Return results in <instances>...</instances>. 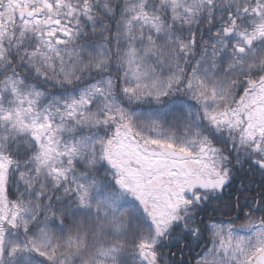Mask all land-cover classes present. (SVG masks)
I'll list each match as a JSON object with an SVG mask.
<instances>
[{
	"label": "snow or ice",
	"instance_id": "6c2138e0",
	"mask_svg": "<svg viewBox=\"0 0 264 264\" xmlns=\"http://www.w3.org/2000/svg\"><path fill=\"white\" fill-rule=\"evenodd\" d=\"M0 264H264V0H0Z\"/></svg>",
	"mask_w": 264,
	"mask_h": 264
}]
</instances>
